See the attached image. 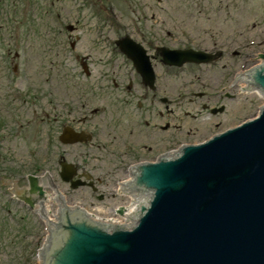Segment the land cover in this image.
Masks as SVG:
<instances>
[{"label":"rangeland","instance_id":"374dc122","mask_svg":"<svg viewBox=\"0 0 264 264\" xmlns=\"http://www.w3.org/2000/svg\"><path fill=\"white\" fill-rule=\"evenodd\" d=\"M120 27L128 28L133 39V28L152 29L159 45L215 48L223 55L210 64H187L177 71L152 64L157 97L144 86L141 101L137 97L143 91L137 81L131 93L125 90L128 81L118 80L120 88L114 87L111 62L117 59L127 65L125 73L133 74L124 58L112 52L114 41L122 36L114 30ZM233 51L238 52L236 57ZM252 54H264V0H0V176L17 186L27 184L24 175L46 172L68 205L85 209L92 218L111 219L115 206L130 205L122 195L115 196V183L126 176L109 174L108 167L122 148L121 141L110 137L112 108L134 110L142 116V130L149 133L155 125L161 132L160 127L176 124L174 120L180 121L183 132L207 129L200 138L203 141L211 131L223 132L261 106L255 94L240 93L234 87L230 88L234 99L225 102V112L213 116L192 95L199 91L216 95L232 74L258 63ZM30 80L32 105H24L22 97L19 109L6 110L2 93L16 91V85L22 91ZM162 98L170 102L162 104ZM166 105L174 113L169 114ZM189 115L197 116L194 124ZM185 120L190 123L183 124ZM66 125L74 131L85 128L93 138L86 145L64 146L59 138ZM60 160L101 169L93 173L94 179L90 177L98 192L74 189L62 181ZM41 239L42 221L7 194V182L0 184V264H33Z\"/></svg>","mask_w":264,"mask_h":264},{"label":"water","instance_id":"95a60500","mask_svg":"<svg viewBox=\"0 0 264 264\" xmlns=\"http://www.w3.org/2000/svg\"><path fill=\"white\" fill-rule=\"evenodd\" d=\"M119 44L124 45L122 51L144 76V84L153 89L155 76L146 51L129 38ZM161 54L168 66L212 61L210 55L193 50L162 49ZM250 57L258 60V55ZM246 75L264 92V63ZM247 84V79L239 82L242 91H250ZM235 91L240 90L235 87ZM255 100H261V106H255L254 115L223 131L258 116L264 106L263 93L255 94ZM79 136L65 130L60 140L75 144L81 141ZM72 167L62 162L61 176L66 182L75 175ZM29 175L44 177L47 173L24 175L26 181ZM0 178V184L7 182V194L15 199L28 189V181L12 186L11 180ZM49 180L46 177L42 181ZM30 182L32 194L40 192L43 196L45 191L48 196L37 202V210L44 209L52 218L58 211L57 203L65 199L55 192L53 182L45 185L44 191L38 187L37 178L30 177ZM119 183H115V196L119 195ZM79 186L82 183L73 184V188ZM127 186L140 194L128 193L129 198L122 195L127 204L135 202L127 218H120L126 220L137 214L133 229L124 228L128 223L114 228L91 220L82 210L63 207L42 251L43 264H264V108L258 118L203 145L186 147L157 164L139 166ZM124 190L120 192L126 193ZM27 211L32 210L27 206ZM47 235L42 221L41 246H35L33 264H39L38 252Z\"/></svg>","mask_w":264,"mask_h":264},{"label":"flooded vegetation","instance_id":"af4514ba","mask_svg":"<svg viewBox=\"0 0 264 264\" xmlns=\"http://www.w3.org/2000/svg\"><path fill=\"white\" fill-rule=\"evenodd\" d=\"M144 1V0H143ZM114 28H112L113 30ZM119 30V34L122 35L119 39H116L113 43L112 52L119 54L124 58V63H127L132 67L133 74L128 75V72H124L125 67L127 68V65H120L117 63V59L111 62L110 71L112 73V76H114L113 83L115 89H119L120 86L117 84L118 80L120 82H126L128 81V85L125 86L126 93H131L134 89V82L137 81V84L139 83L142 88V93H140L139 98L141 101L144 100V77H142L134 67L133 63L122 53L120 45H118L116 42L122 39L124 36H130L128 33V28L120 27L115 29L114 31L117 33ZM156 31L149 29V31H145L141 28H133L132 29V35L136 37L134 39L136 42L140 43L143 48H145L152 60L153 65L157 64H163L162 58L158 53L159 47L162 45H159L155 42ZM150 35V37H148ZM170 35V34H168ZM132 38V37H131ZM133 39V38H132ZM138 39V40H137ZM210 51V50H209ZM208 51V52H209ZM207 52V51H205ZM212 52V51H210ZM214 52V51H213ZM222 56V54H221ZM16 58H19L18 53L15 54ZM164 65V64H163ZM190 66L193 67H201L202 65H196V64H190ZM14 72L17 66L13 67ZM156 67H154L155 70ZM164 68L172 71L179 70L176 67H168L164 65ZM0 73H2V68L0 67ZM156 73V72H155ZM233 78V77H232ZM231 78V80H232ZM6 79H10V76H7ZM29 80V79H28ZM24 81L27 82V78H24ZM156 82H157V76H156ZM22 83V81H21ZM28 88L24 87L22 91H20L19 86H17V90L14 92H8V93H2L3 96V106L6 110L15 111L19 109V106L21 105V98L23 97V104L28 105L29 107L32 105V97L30 92V87H34V84L32 80H30V83L28 81ZM205 86V85H204ZM207 88V86H205ZM230 86L227 85L226 87H222L218 90L217 94L214 95L213 93H208L204 91H199L196 93H192L196 97V99H199L200 101H203L201 104V107L204 111L207 113H210L213 116L221 115L225 112V102L226 101H232L234 99L233 95L230 94ZM0 90H1V80H0ZM158 91L157 88L152 92L154 95V98L157 97ZM25 96V97H24ZM136 97V96H135ZM28 98L29 101L26 99ZM157 99V98H156ZM159 100V99H158ZM162 104H166L168 102H165L164 100H159ZM193 101V100H192ZM142 106V105H141ZM166 110L169 111V114L174 113V110L169 109V107L166 105ZM98 111L95 110L92 114L95 115ZM189 113H187L188 115ZM141 115H138L134 110L128 109L124 106L122 107H115L111 110V118H110V125H111V133L110 137L113 139L114 142L121 141L122 148L119 147L116 151V157L115 161L112 163V167H108L111 171L112 176L116 177L119 175H125L126 178L131 174V172L136 171V166L142 163H156L161 161L163 158L171 157L172 153H176L177 151L180 152L187 146L192 145H198L201 144L205 138H209L207 135L203 137V141L201 142L200 138L203 136L202 133L206 130H201L200 128H190L187 131L183 132V127L181 125H178L177 123H180L179 120H174L173 123L176 124H170L167 123L165 127H160V131L156 129V125L151 133H149L147 130H142L141 125ZM190 117V115L188 116ZM192 115L191 123L194 124L195 119ZM136 118V120H134ZM80 123V122H79ZM190 123V121L188 122ZM185 121H183V124H188ZM216 123L212 122V125ZM219 123H217L218 125ZM73 128V126H67L64 128ZM63 129V130H64ZM78 133H84L86 136H92V134L86 130L85 128L78 129ZM76 131V132H77ZM215 130L211 131V134L214 133ZM220 132H215V134ZM213 135V134H212ZM144 141H150L151 143L148 145L144 143ZM80 145H86V144H80ZM118 147V146H117ZM122 150H121V149ZM120 155V156H118ZM77 167L78 175L81 176L82 179L86 178L85 176H91L94 172L99 171L101 169H93V168H85L81 167L79 164H75ZM105 168L107 166H104ZM135 168V169H134ZM90 169V171H88ZM106 175L105 173H103ZM79 178V177H77ZM76 178V179H77ZM93 178V177H92ZM94 179V178H93ZM0 180H2L0 178ZM92 190L93 193L98 192V189L96 185L85 186ZM93 187L97 189V191H94ZM104 198V196H103ZM101 197V199H103Z\"/></svg>","mask_w":264,"mask_h":264},{"label":"bare ground","instance_id":"6f19581e","mask_svg":"<svg viewBox=\"0 0 264 264\" xmlns=\"http://www.w3.org/2000/svg\"><path fill=\"white\" fill-rule=\"evenodd\" d=\"M250 94H252V93H255V92H251V91H248ZM50 178V177H49ZM135 209V202L134 203H130V206H129V208H127L126 210H125V212H124V214H123V218H127V215H128V213H129V211L130 210H134ZM113 222H118L119 220H120V218L118 217V218H113V219H111ZM111 220H109V221H111Z\"/></svg>","mask_w":264,"mask_h":264}]
</instances>
